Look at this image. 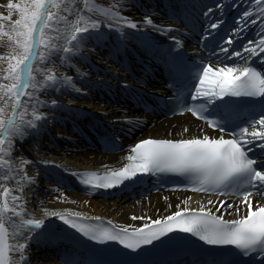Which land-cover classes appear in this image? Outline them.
<instances>
[{"label":"snow or ice","instance_id":"snow-or-ice-1","mask_svg":"<svg viewBox=\"0 0 264 264\" xmlns=\"http://www.w3.org/2000/svg\"><path fill=\"white\" fill-rule=\"evenodd\" d=\"M256 4H264V0H256ZM3 7L7 11L0 13V48L9 51L0 52V264H31V245L42 234L45 221L26 218L30 213L23 193L25 186L34 184L35 177L28 175L25 166L33 161L17 157L15 145L17 140L44 126L48 117L41 108L65 107L54 98L47 103L40 98V93L82 91L76 86L74 77L60 73L59 68H74L71 61L83 55L82 43L92 38L103 39V27L118 32L121 43L125 29L145 31L151 28L164 34L176 29L157 25L149 12L140 22L122 15L125 5L121 0H115L113 8H97L92 0H82V6L81 0H7ZM14 13L18 18L13 19ZM87 13H100L104 20ZM251 15L245 10L238 24L248 22ZM250 23L256 24L257 20L251 19ZM219 26L217 23L210 25L212 29ZM243 30L233 29L226 44H234ZM258 36L244 44L241 50L230 52L228 47L221 48L228 59L240 58L234 65L225 64L223 60L197 65L189 75L190 86H183L186 91L177 88L169 101L180 107L181 114L190 112L212 130L226 133L225 124L234 106L243 98H253L260 111L248 119L245 126L234 128L230 138L206 133L181 139L149 137L131 146L130 153L124 157L128 162L116 170L103 174L96 171L70 173L87 191L120 187L144 176L176 174L185 183L193 184L192 191L239 197V203L208 200V205L213 207L201 205L198 209L177 205L175 212L163 218L133 216L132 219L148 221L134 228L86 225L79 222L84 219L83 213L70 210L44 214L59 218L83 237L101 244L117 242L136 251L179 232L198 237L210 246H231L244 257L259 256L264 264V70H257L249 63L264 54V24ZM170 39L177 48L182 47L175 37ZM146 47L151 49V46ZM170 71L175 87L182 74V65L173 60ZM85 75L76 69L77 78ZM185 96L198 103L187 104ZM217 105L223 117L209 118V108ZM116 122L132 123L130 120ZM189 131L183 129L184 133ZM115 143V139L110 141L112 146ZM257 150L259 154L253 155ZM8 182L13 186L9 187ZM233 212L239 218L225 219Z\"/></svg>","mask_w":264,"mask_h":264},{"label":"bare ground","instance_id":"bare-ground-1","mask_svg":"<svg viewBox=\"0 0 264 264\" xmlns=\"http://www.w3.org/2000/svg\"><path fill=\"white\" fill-rule=\"evenodd\" d=\"M164 2H166V0H146L145 4H140L139 2L134 3L132 0H122L121 4L125 5L122 9V15L140 22L144 20L145 13L149 12L153 14L152 19L157 25L164 27L170 26L175 29V26L164 16ZM6 3L7 0H0V13L6 14L7 9L3 7ZM240 3L242 6L245 4L242 7L241 13L243 14L245 10L249 11L252 14L250 20L256 19L257 23L252 24L249 20V22H245L244 24H238L241 19L236 21L238 27L243 28V31L248 33L247 36L243 38L241 48L238 50H241L242 46L248 43V41L258 39V34L261 32V25L264 24V12H261V9H264V4L257 5L256 0H241ZM210 9L212 10V8ZM87 15H93L94 18H98L102 21L104 20L103 15L100 13H87ZM16 18H18L17 14L14 13L13 19ZM70 19H73V17H70ZM3 23H5V31H7V22L5 21ZM108 23L111 22L109 21ZM149 29L151 28L147 30ZM102 31L105 33L103 39L97 40L92 38V40L97 43L96 47L98 49L92 52V58H94L92 62L85 64V60L76 56L71 61L75 66L74 68H59L60 73L66 74L64 71H67L68 74L66 75L73 76L76 86L81 88L82 91L77 93L72 90H62L60 92H49L47 95L40 93V98L44 99L47 103L50 104V100L54 98L59 104L65 107L41 108L40 111L46 113L48 117L46 122H44V126L40 127L35 133L30 132L21 140L16 141L15 155L33 161V163L25 166V171L28 175L35 177L34 184L25 186L23 193L27 201L26 207L30 213L26 218H39L45 221V224L42 226V234L37 237L31 245V264H59L55 260L49 259L47 261L45 258L41 257V242L45 231L62 232L64 229L63 221L57 217L45 215L44 213L46 211L63 212L65 210H70L71 212L83 213L86 216H97L107 219L117 226H129L134 228L140 227L148 221L146 219H132L133 216L158 219L171 215L177 210V205H179L180 208L187 207L188 209H198L201 205H204L206 208L213 207L212 205H208V200H230L226 197L165 191L149 192L145 196L136 198L121 196L110 199L100 197L95 192L87 194L83 191L80 192L77 188L73 189L70 187V184H75V180L70 174L71 172L80 170H91L96 172L115 170L127 162L124 157L129 154L130 150V148H128L117 153H102L95 149H91L83 134L76 135V125L80 122V119L76 116L83 114L84 110L89 114L99 115L104 118H110L112 113L118 110L113 104L114 101L111 97L115 92V88L105 92L104 86H106V83L104 84L103 82L112 81L111 84H113L116 82V79L121 80L125 76L124 68L113 60L117 55V48H109L108 56H104L100 49L102 42H105L104 45L107 44L109 40L108 36L111 35L113 41L118 44H122L121 37L118 32L112 31L108 27H103ZM125 31L131 34L143 32L130 29H125ZM174 32L175 31H172L169 34ZM149 33L151 34L152 32ZM122 39H125L126 43L128 41L129 44H133L130 38L122 37ZM145 40L147 41V39ZM84 42H87V40ZM6 51H9V49L0 48V52ZM239 60L240 58H236L234 60H229V62L225 64L234 65L239 62ZM254 60L260 62L264 66V54H261V57L258 59H252V61ZM137 67L138 60L135 61L133 70H136L135 68ZM76 69H79L81 73L86 75L82 78H77ZM86 83L92 86L93 89L96 90V93L84 89L85 87L83 84ZM139 86L141 87L142 83H140ZM99 89L101 93H97ZM69 105L72 108L78 107V112L75 111L76 109L72 110ZM114 117H121V115H115ZM184 128H188L190 130L189 133H184ZM39 133L50 135V139L47 140L43 136L38 137ZM142 133L143 136L147 137L153 136L156 138L171 139L190 138L191 136L203 135L205 133L210 136L215 134L220 135L207 128L203 122L192 118L188 114L161 120L151 118L150 126L143 129ZM56 163L64 166L63 169L55 168L56 171L61 172L63 175L61 177L65 183L62 185L51 182L46 174L47 171L43 170V166H50ZM8 186L12 187V182H8ZM230 201L239 203V199ZM237 218L239 217L235 212L225 216V219ZM12 242L13 241L10 239L9 243Z\"/></svg>","mask_w":264,"mask_h":264},{"label":"rangeland","instance_id":"rangeland-1","mask_svg":"<svg viewBox=\"0 0 264 264\" xmlns=\"http://www.w3.org/2000/svg\"><path fill=\"white\" fill-rule=\"evenodd\" d=\"M92 2L97 5L98 8H113V6L115 5V0H92ZM86 46L88 47V45H84V47L81 48V52L83 53V55L89 57V54L86 52Z\"/></svg>","mask_w":264,"mask_h":264}]
</instances>
